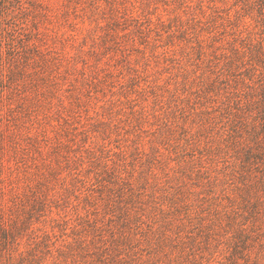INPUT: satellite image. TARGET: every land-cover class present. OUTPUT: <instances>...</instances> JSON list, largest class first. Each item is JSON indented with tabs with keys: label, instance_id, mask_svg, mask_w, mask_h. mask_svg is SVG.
I'll use <instances>...</instances> for the list:
<instances>
[{
	"label": "rangeland",
	"instance_id": "obj_1",
	"mask_svg": "<svg viewBox=\"0 0 264 264\" xmlns=\"http://www.w3.org/2000/svg\"><path fill=\"white\" fill-rule=\"evenodd\" d=\"M38 54L0 264H264V0H0V90Z\"/></svg>",
	"mask_w": 264,
	"mask_h": 264
},
{
	"label": "trees",
	"instance_id": "obj_2",
	"mask_svg": "<svg viewBox=\"0 0 264 264\" xmlns=\"http://www.w3.org/2000/svg\"><path fill=\"white\" fill-rule=\"evenodd\" d=\"M34 3L36 5L35 1ZM36 14H38V12H36ZM28 57L29 55H26V57L21 59L17 58V60L12 62V64L7 68L6 72L3 74V81H6V84L5 86L3 85V87L0 90V94H1L0 109L3 110L4 115L7 116L8 117L7 119H9L10 121L11 119L15 120L21 118L22 116L21 115L22 111L13 112L15 108L20 106L16 103L23 104V107H25V109H28V107H30V104H26V103L24 104L25 95L24 94L21 95L19 91L24 87L27 88V87L37 86L39 84H46L48 82V77L37 74V72H40V70L42 71L48 65L47 63L48 59H46V57H43V55H39V54L37 58H32L31 62L33 63L37 62L39 58L42 60V62H40V65H38L41 69L36 71V70H30L29 68L26 67L30 62V60L26 62L27 59H29ZM6 126L9 125H7L6 123L5 127ZM0 134H1V130H0ZM3 148L5 147L3 145L2 138L0 137V156L3 152ZM15 155L16 153L14 152L13 156Z\"/></svg>",
	"mask_w": 264,
	"mask_h": 264
}]
</instances>
